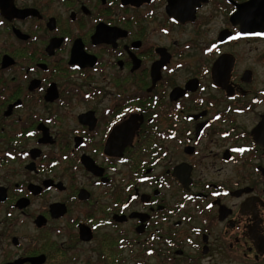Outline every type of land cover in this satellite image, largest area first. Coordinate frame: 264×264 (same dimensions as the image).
I'll return each mask as SVG.
<instances>
[{"label":"flooded vegetation","instance_id":"1","mask_svg":"<svg viewBox=\"0 0 264 264\" xmlns=\"http://www.w3.org/2000/svg\"><path fill=\"white\" fill-rule=\"evenodd\" d=\"M218 261L264 264V0H0V264Z\"/></svg>","mask_w":264,"mask_h":264},{"label":"rangeland","instance_id":"2","mask_svg":"<svg viewBox=\"0 0 264 264\" xmlns=\"http://www.w3.org/2000/svg\"><path fill=\"white\" fill-rule=\"evenodd\" d=\"M211 25L213 26L212 28L214 29V28H217L216 26H219L220 25V22H219V20H217V21L211 23ZM213 31H215V30H213ZM218 264H221V263L219 262Z\"/></svg>","mask_w":264,"mask_h":264},{"label":"snow or ice","instance_id":"3","mask_svg":"<svg viewBox=\"0 0 264 264\" xmlns=\"http://www.w3.org/2000/svg\"><path fill=\"white\" fill-rule=\"evenodd\" d=\"M213 47H215V45H213Z\"/></svg>","mask_w":264,"mask_h":264}]
</instances>
